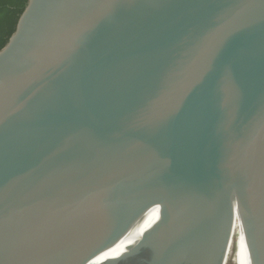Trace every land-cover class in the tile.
Masks as SVG:
<instances>
[{"label":"water","instance_id":"95a60500","mask_svg":"<svg viewBox=\"0 0 264 264\" xmlns=\"http://www.w3.org/2000/svg\"><path fill=\"white\" fill-rule=\"evenodd\" d=\"M230 232L264 264V0H27L0 264H223Z\"/></svg>","mask_w":264,"mask_h":264},{"label":"trees","instance_id":"16d2710c","mask_svg":"<svg viewBox=\"0 0 264 264\" xmlns=\"http://www.w3.org/2000/svg\"><path fill=\"white\" fill-rule=\"evenodd\" d=\"M26 6L27 0H0V51L14 34Z\"/></svg>","mask_w":264,"mask_h":264},{"label":"bare ground","instance_id":"6f19581e","mask_svg":"<svg viewBox=\"0 0 264 264\" xmlns=\"http://www.w3.org/2000/svg\"><path fill=\"white\" fill-rule=\"evenodd\" d=\"M232 247L234 248V258H233L234 264H246L243 248H242L241 241H240V237L237 234V232H230L229 233V242H228V246H227V249L225 252L223 264L227 263L228 255L230 254V250Z\"/></svg>","mask_w":264,"mask_h":264},{"label":"flooded vegetation","instance_id":"af4514ba","mask_svg":"<svg viewBox=\"0 0 264 264\" xmlns=\"http://www.w3.org/2000/svg\"><path fill=\"white\" fill-rule=\"evenodd\" d=\"M149 258H150V254L147 251H145L141 254L140 257H137L135 260H132L131 262H138L140 264H144V263L146 264V261H148Z\"/></svg>","mask_w":264,"mask_h":264},{"label":"rangeland","instance_id":"374dc122","mask_svg":"<svg viewBox=\"0 0 264 264\" xmlns=\"http://www.w3.org/2000/svg\"><path fill=\"white\" fill-rule=\"evenodd\" d=\"M233 258H234V248L232 247L231 250H230V254L228 255V259H227V263L226 264H234Z\"/></svg>","mask_w":264,"mask_h":264}]
</instances>
